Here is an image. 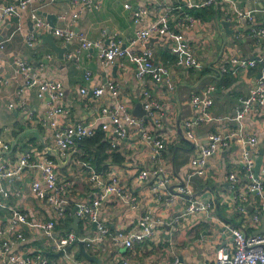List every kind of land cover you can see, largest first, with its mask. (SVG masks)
<instances>
[{
	"label": "crops",
	"instance_id": "obj_1",
	"mask_svg": "<svg viewBox=\"0 0 264 264\" xmlns=\"http://www.w3.org/2000/svg\"><path fill=\"white\" fill-rule=\"evenodd\" d=\"M17 1L0 0V5H12ZM79 1L32 0L20 18L0 23V42H3L0 49V139L9 146L2 154L5 161L12 165L27 153L33 158L42 155L43 147L34 133L20 138L10 151L12 142L24 129L35 128L46 146L56 148L54 131L43 126L41 121L49 107V100L47 97L39 99L37 88L25 85L14 68L15 60L26 62L31 73L39 79L58 80L63 84L64 97L52 102L54 106L61 105L66 110L57 117L58 128L80 124L96 129L100 122L98 112L103 105L114 102L124 104L130 113L134 107L133 100L142 101L141 95L147 91L159 103L152 117L160 119L162 128L154 131L151 122H147L146 129L154 131V136L166 139V145L152 161L149 159L150 144L142 139L140 132L123 122L126 135L115 148L122 155L123 164L108 165L106 172L99 174L102 183L94 184L88 181L89 171L83 163H89L80 158L84 153L76 143L66 152V155L74 152L69 165L55 169L57 182L65 184L62 196L66 198V205L64 216L60 219L54 217L45 200L37 198L31 191L32 183L40 179L38 171L27 168L19 178L2 179L0 244L11 239L5 230L12 218V210L25 214L30 221L53 219V238L70 232L76 233L80 240L88 238L95 232L93 223L79 218L74 224L70 210L77 204L90 203L95 195L104 193L105 184L115 180L124 200H119L117 194L107 195L101 200L99 217L105 224L113 230H137L139 218L146 212H151L158 224L153 235L136 244L133 250L127 251L111 243L104 252H100L95 250V245L86 248L82 242L87 254L97 256L102 264H117L122 258L128 260L127 264H172L176 259L182 260L180 264H209L220 249L232 250V236L227 232L229 226L239 227L247 233L262 230L260 221H252L259 201L256 196L248 195L246 213H236L234 207L237 208V205L227 191L228 175L241 174L240 146H219L207 162L206 174L201 177L194 174L191 160L199 155V150L186 138L184 122L201 115L192 107L191 97L207 85H214L211 106L207 110L212 120H204L192 127L197 142L205 143L212 133L224 134L242 129L264 144V107L259 110L254 107L240 122L233 119L236 109L241 106V99L250 95V89L261 71L260 65L230 70L221 75L211 69L228 67L233 57L257 59L261 55L260 45L250 37V32L252 27L264 28V0H232L238 10L252 13L250 22L237 17L232 4L227 2L179 1L182 9L188 3L199 6L186 8L194 22L185 27L179 25L180 13L173 9L176 0H91L92 6L80 12ZM126 4L128 8L124 7ZM143 8L147 13L136 22L134 13ZM31 10H36L38 16L46 21L50 20L49 15L55 16L54 27L69 25L101 46L114 39L126 46L128 51L114 64L105 66L99 58L101 47L80 49L77 40L64 42L54 36L55 45L66 49L63 60H59L58 52L43 40L35 38L28 44L27 36L32 30ZM165 14L172 25L166 32L150 36L148 46L154 52L153 69L140 77L138 58L142 46L130 47L129 42L138 30L149 27ZM215 14L219 21H229V29L233 30L231 35L224 34V46L215 27ZM62 15L67 17L65 21L59 19ZM46 34L47 30L41 32L42 36ZM185 46L191 48L190 55L196 63L194 67H187L183 62L188 55L183 48ZM176 48L181 51L175 52ZM115 64L116 69L113 70ZM205 68L209 69V73L202 75ZM106 83L116 86L117 97L112 96L109 90L99 97L82 94V90ZM10 104L13 107L10 108ZM178 115L184 139L179 136L175 124ZM261 169L264 170V160ZM144 170H148L149 175L140 179L139 174ZM161 176L167 183L166 187L158 190L162 199L157 200L153 187ZM241 179L244 180L243 177ZM181 182H184L183 187L189 195H174L167 197L166 201L164 196H170L168 187H172L175 193ZM194 193H201L195 197L211 202L212 208L204 213L187 214V197ZM22 230L23 240L14 242L13 253L22 257L41 256L47 264H72L74 261L93 264L79 254L77 243L60 254L62 251L55 249L52 238L45 233L26 226H22ZM6 257L0 252V264H7Z\"/></svg>",
	"mask_w": 264,
	"mask_h": 264
},
{
	"label": "built area",
	"instance_id": "obj_2",
	"mask_svg": "<svg viewBox=\"0 0 264 264\" xmlns=\"http://www.w3.org/2000/svg\"><path fill=\"white\" fill-rule=\"evenodd\" d=\"M32 0H18L16 4L2 6L0 5V23L4 20L12 18H20L22 12L26 10L28 4ZM182 0H176L177 4L173 9L176 11H182V5L178 2ZM227 2L232 4L233 11L237 17L245 19L246 21H252V13L250 11H240L233 4L232 0H207V4L216 2ZM78 3V2H74ZM91 0H80L78 11H83L86 8L92 6ZM128 8V4L124 5ZM186 8L199 7L188 3ZM147 13L145 8L139 9L134 13L135 21L139 22L142 17ZM179 25L185 27L186 24L194 22V19L181 12ZM166 14L160 19L153 22L147 28H142L137 31L134 38L130 40V47L142 46L139 54V76L142 77L148 74L153 69V50L148 46V40L151 35L162 34L168 29V20ZM66 16L59 17L60 20L65 21ZM178 18V20H179ZM30 19L32 21V30L27 36L28 44H31L35 40L36 33H41L49 28V23L43 18H40L36 13V10H31ZM53 36L63 40L64 42H71L77 40L80 42V49H90L93 47H101L99 58L105 66L114 64L119 58H122L128 48L123 46L120 42L109 39L108 44L101 46L99 42L90 41L84 37L80 32L74 31L69 25L54 27L52 29ZM250 37L260 45L261 55L257 59H245L240 57H233L229 61L228 67H222L220 69L221 74L228 73L232 70H244L247 68H253L256 65H260V76L256 80L254 86L250 89V95L241 99V106L236 109L233 119L236 122H240L244 117L255 107H264V28L252 27ZM100 45V46H99ZM3 47V42H0V49ZM188 55L183 59L184 64L187 67H194L196 63L190 55L191 48L187 46L183 47ZM173 51V48L171 49ZM180 52L181 49L176 48L175 52ZM71 57V56H69ZM15 70L22 76L24 83L27 87L37 88V97L39 99L48 98L49 107L45 112L44 117L41 119L42 125L46 126L54 131L56 149L59 150L60 156H66V152L73 147L79 141L89 138L94 135L95 128L93 126L73 125L63 126L58 128L57 117L66 113L63 106H54L52 102L61 100L64 97L63 84L58 80H42L34 76L31 73L30 66L23 61L15 60L13 62ZM88 75V74H87ZM105 90H109L112 96L117 97V88L111 83H106L90 90H82V94H91L93 96H101ZM215 90L214 85H207L200 92L194 94L191 97V105L201 115L196 116L192 120L184 122V128L186 129V138L199 150V155L191 160V165L194 167V174L196 176H204L206 174V166L208 160L216 153L219 146H229L234 144L237 147L240 146L242 150V169L241 176L237 173H231L228 175L227 191L232 194L233 202L237 205L235 208L236 213H246V201L248 195H253L258 198L259 208L252 215V221H260V217L264 216V170L260 167L258 174L255 176L254 166L255 160L258 157V141L255 136H249L242 129L238 131H229L224 134L212 133L209 134L206 142L200 144L197 142L192 127L199 125L202 121H211V117L207 113V110L211 106V97ZM142 106L145 111V115L142 118H136L129 113L124 104L114 102L113 104L103 105L99 112L98 127L111 138L110 146L115 149L118 141L123 139L126 135V129L123 122H126L129 126L140 132V136L144 141L150 144L151 152L150 157L154 161L159 153L165 148L166 139L163 140L157 135H153L154 131L158 128H162L159 118H153L152 115L159 108V103L154 100L152 96L144 91L142 93ZM13 104H10V108ZM147 122H151L154 127V131L149 132L146 129ZM8 144L0 139V151H7ZM55 161L54 159L42 154L40 156L32 157L29 153L23 155L17 162L10 165L8 164L3 155L0 154V181L2 179L11 180L13 178H19L22 172L29 168L35 169L40 173V179L36 180L31 185L32 193L40 199L46 201L54 217L60 219L64 216L66 198L62 196L65 184L57 182V176L55 173ZM83 167L89 171L88 181L94 184L102 183L101 176L93 169L92 166L83 163ZM156 174V172H154ZM149 175L148 170L140 172L139 178L145 179ZM158 174H156L157 176ZM161 173L159 174V176ZM244 178L242 180L241 178ZM159 181L154 184L153 195L157 200L162 199V195L158 193L161 187H166L167 181L163 176L158 177ZM163 189V188H162ZM178 193L186 194L184 187H179ZM110 194H117L119 200H124V196L121 194L119 186L116 181L104 185V193L102 195L97 194L92 201L88 204H77L76 215L79 218L86 219L88 222L95 224V232L86 239L80 240L78 235L74 232H70L62 237L53 238V230L55 222L53 219L46 221H30L25 214H20L17 211L12 210V218L9 225L6 227L5 234L10 235L11 239L2 241L0 244V252L6 257L7 264H47L41 256L35 257H22L17 253L11 252L14 242L23 240L22 226H26L28 229L38 230L45 233L53 240V245L56 250L64 252L69 246L83 242L86 248L96 246L95 250L104 252L108 244L121 247L127 251L133 250L136 244H140L144 240L150 238L154 233V228L158 224V220L154 218L151 212L144 213L138 221L137 230L123 231L110 229L99 217V207L102 204L101 200ZM6 196V193H3ZM170 196H164L166 199ZM168 201V198L166 199ZM187 204L185 212L187 214L207 212L212 208L211 202H205L203 200L194 197L193 195L187 197ZM0 207L3 204L0 202ZM229 234L232 236L233 247L229 251L227 249H220L209 264H264V232L261 234L247 233L241 228L236 226H229ZM127 259L122 258L117 264H127ZM72 264H88L85 261H74ZM172 264H180L176 259Z\"/></svg>",
	"mask_w": 264,
	"mask_h": 264
},
{
	"label": "water",
	"instance_id": "obj_3",
	"mask_svg": "<svg viewBox=\"0 0 264 264\" xmlns=\"http://www.w3.org/2000/svg\"><path fill=\"white\" fill-rule=\"evenodd\" d=\"M50 18L47 19L48 23H49V28L47 29V34L46 36H42L41 33H36V37L38 39H41L43 40L44 42H46L47 44H49L56 52H58V59L59 60H63L64 58V53L66 52V49L65 48H59L55 45L54 43V36L52 34V29L54 28V19L55 16L53 15H49L48 16ZM214 20H215V27H216V30H217V33L218 35L221 37L222 41H223V46L226 42L225 38H224V34L225 35H231L233 34V30L229 29V26H230V22L229 21H225V20H222V21H219L217 19V15L215 14L214 16ZM1 39V38H0ZM222 46V47H223ZM118 61V60H117ZM116 69V64L114 65V69ZM215 73H217L218 75H221V71L220 69L218 68H211ZM259 76H260V73H259ZM258 76V77H259ZM202 81V80H201ZM200 81V82H201ZM187 87H190V86H187ZM64 88V87H63ZM65 89V88H64ZM177 90H178V87L176 89V97H177ZM118 96V95H117ZM133 104H134V107L133 109L131 110V114L132 116L136 117V118H142L144 115H145V111L143 109V106H142V102L135 99L133 100ZM176 123V127H177V130H178V133H179V136L184 139L183 137V133H182V125H181V122H180V116L178 115L177 117V120L175 121ZM28 133H34L35 134V138H37L40 142V145L43 147V152L42 154L54 159L56 165H55V169H62L64 167H66L67 165H69L70 161H71V158L74 154V152H70L68 153L64 159H62L59 155V150L56 149V148H53V147H49V146H46L44 140L38 135V132L35 128H29V129H24L21 133H19L15 140L12 142L11 146H10V151L14 148V145L15 143L20 139L22 138L23 136H25L26 134ZM235 147V146H234ZM236 148V147H235ZM30 152V150H29ZM5 152H2L0 151V154H4ZM263 160H264V144L263 142L260 140L258 142V157L257 159L255 160V166H254V173H255V176L258 174L259 170H260V167L263 163ZM184 185V182H181L180 183V187H183ZM168 190L170 192L171 195H179V196H184V194H181V193H178V192H173L172 191V187H168ZM207 191H211L210 188H207L206 189ZM206 190H204L203 192H205ZM199 195H201V193H197ZM196 193H194V197L197 195ZM235 210V209H234ZM76 211H77V206H75L73 209L70 210V213L72 215V219H73V222L74 224H76L78 222V219L79 217L76 215ZM236 212V210H235ZM178 217V216H177ZM260 222H261V225H262V230H259L258 232H256L257 234H261L264 232V216H261L260 217ZM93 227H95V224H92ZM225 230V228H224ZM229 233V231H227ZM78 246H79V254H81V256L86 259L87 261L93 263V264H102V261L97 257V256H94V255H89L85 252V249H84V246H83V243L82 242H78L77 243ZM65 251H68V249H65ZM64 251V252H65ZM64 252H60L61 253H64ZM179 263H182V260L181 259H178Z\"/></svg>",
	"mask_w": 264,
	"mask_h": 264
},
{
	"label": "trees",
	"instance_id": "obj_4",
	"mask_svg": "<svg viewBox=\"0 0 264 264\" xmlns=\"http://www.w3.org/2000/svg\"><path fill=\"white\" fill-rule=\"evenodd\" d=\"M176 12H179L180 14H182L181 12L188 14L190 11L184 8L181 12ZM170 25L172 24L168 23V29L170 28ZM206 73H209L208 68L202 70V75H205ZM110 140L111 138L108 137L99 126L95 129L93 136L77 143L84 153L80 158L83 161L88 162L98 174L105 173L108 165L123 164L124 159L122 155L117 152L116 149L111 148ZM68 229L70 228L68 227Z\"/></svg>",
	"mask_w": 264,
	"mask_h": 264
}]
</instances>
